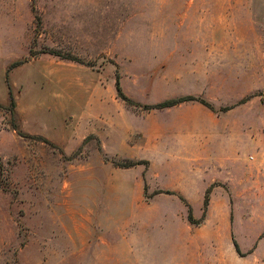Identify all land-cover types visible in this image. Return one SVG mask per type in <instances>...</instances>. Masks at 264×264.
Listing matches in <instances>:
<instances>
[{"label": "rangeland", "instance_id": "rangeland-1", "mask_svg": "<svg viewBox=\"0 0 264 264\" xmlns=\"http://www.w3.org/2000/svg\"><path fill=\"white\" fill-rule=\"evenodd\" d=\"M263 160L264 0H0V264H264Z\"/></svg>", "mask_w": 264, "mask_h": 264}, {"label": "crops", "instance_id": "crops-1", "mask_svg": "<svg viewBox=\"0 0 264 264\" xmlns=\"http://www.w3.org/2000/svg\"><path fill=\"white\" fill-rule=\"evenodd\" d=\"M194 130L200 131V128L193 129V131ZM179 131H180V133L182 132V134H181L182 139L181 140L180 139H176L175 140V142H177L176 143L177 147H175L174 144L172 145L170 143V141H166V140H164V142H161V143L157 142V143L153 144V136H150L148 134H146L144 136V140H146V142L150 141L151 142V146H154V148H152V149H155L157 152H162L163 153L162 156H166L167 158L169 157V158L175 159L174 155H176V153L174 154L173 152L179 151L180 149H181L180 151H183L184 149H187V150L192 151V154H193L192 157L194 159L196 158L197 161L202 162L203 161L202 159L205 157V155H203L202 153L207 152L206 151L207 149L205 147H202L200 144H197V143L196 144L195 143H193V144L186 143V139L184 137L185 136L184 135V130L183 129H181V130L175 129V132H179ZM180 133H178V134H180ZM161 135H163V134H161ZM168 137H169V135H168ZM162 139H165V137L162 138ZM165 151H167V152H165ZM237 154H238V152L235 149L232 148L226 154L225 153L223 154V158H217V160L215 159V160H211V161L208 162V163H210V165H208L209 168H211V166H215V165H220V166L222 165V166L228 167L227 169H229L230 173L226 174L225 176H219V175L212 176V178L209 179V181L207 182L206 189H207V187L209 185H212V184H214L216 182L217 183L230 182V180L226 179L228 176L229 177L237 176V174H238V170H237L238 169V160L236 158ZM218 159H220V160H218ZM262 167H264V160L262 161V164L256 166V178L258 180L264 179V172L261 169ZM243 172L244 173L242 174V176L245 177L246 182L248 181L249 178L254 176V175L250 176L246 171H243ZM172 190H173L172 192L176 191L174 189H172ZM211 190H212L211 191L212 195H215L217 193L223 194V192L220 191V188L218 186H214ZM177 192H179V191H177ZM179 193H181V192H179ZM225 193H228V191H226ZM211 231L213 233L212 235H213L214 238H209V239H204L203 236H201L203 231L202 232L201 231L197 232L198 234H200V235L196 236V237H198V239L195 240V241L198 242L197 243L198 247L199 248H204V247H210L211 246L213 248H227L228 249V253L230 255V260L229 261H225V260L224 261H220V262H217L216 264H241V262H238L236 259H235L236 260L235 263L232 262L233 244L235 246L234 242L236 241V239H234L232 229L227 228V226H222V227L213 229ZM180 248L183 249V247H180ZM178 249H179V247H178ZM261 249H264V236L259 240L254 252L257 251L259 253V251ZM256 255H258V254L256 253ZM131 258H134V256H131ZM135 258H136V256H135ZM132 262L140 263L141 259H137L136 258ZM145 262H146V260H145ZM202 264H204V263H202ZM208 264H210V263H208Z\"/></svg>", "mask_w": 264, "mask_h": 264}, {"label": "trees", "instance_id": "trees-1", "mask_svg": "<svg viewBox=\"0 0 264 264\" xmlns=\"http://www.w3.org/2000/svg\"><path fill=\"white\" fill-rule=\"evenodd\" d=\"M116 89H117L118 95H119L121 98H123L127 103L132 104V105H136V103H135L134 101H132L129 97H127V96L124 94V92H123V90H122V87H121L120 79H119L118 76H117V78H116ZM185 100H187V99H186V98H181V99H179V100H177V99L167 100V101H164V102L158 103V104L153 105V106H148V105H146V108H147V109H148V108H165V107L173 106V105L177 104L178 102H182V101H185ZM202 102H203L206 106H208V107L211 108V106L209 105V103H206L205 101H202ZM41 138H43V137H41ZM46 141H47V142H50V141H48V139H47ZM188 219H189V221H190L191 223H193V224H198V223H199V221H197V220L194 218L193 213H192L191 211L188 213ZM234 243H235V246H236L237 250L240 251V248H239L238 243H237L236 241H235Z\"/></svg>", "mask_w": 264, "mask_h": 264}, {"label": "built area", "instance_id": "built-area-1", "mask_svg": "<svg viewBox=\"0 0 264 264\" xmlns=\"http://www.w3.org/2000/svg\"><path fill=\"white\" fill-rule=\"evenodd\" d=\"M251 159H253V157H251Z\"/></svg>", "mask_w": 264, "mask_h": 264}]
</instances>
